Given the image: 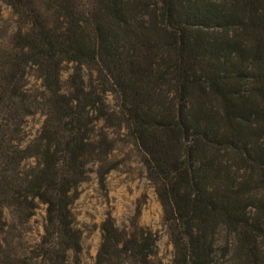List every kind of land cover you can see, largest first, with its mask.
Instances as JSON below:
<instances>
[{
  "label": "trees",
  "instance_id": "obj_1",
  "mask_svg": "<svg viewBox=\"0 0 264 264\" xmlns=\"http://www.w3.org/2000/svg\"><path fill=\"white\" fill-rule=\"evenodd\" d=\"M114 137L154 186L167 264H264V0H0V264H82L73 205ZM100 229L93 264H155L157 233Z\"/></svg>",
  "mask_w": 264,
  "mask_h": 264
},
{
  "label": "rangeland",
  "instance_id": "obj_2",
  "mask_svg": "<svg viewBox=\"0 0 264 264\" xmlns=\"http://www.w3.org/2000/svg\"><path fill=\"white\" fill-rule=\"evenodd\" d=\"M3 26L14 27L17 17L13 11L3 6ZM71 66L65 68L68 76ZM40 117L29 119L28 131L35 132L39 127ZM114 137L115 151L110 163L104 168H114L104 179L98 174L99 164L90 166V173L85 183L81 184L79 198L73 205L77 227L82 231V264H93L102 241L101 225L111 216L121 229L137 223L157 233L159 255L155 264H167L172 257L166 228L163 222V209L156 195L153 184L146 175L141 156L136 149L122 139ZM122 142H121V141ZM43 209L31 222L28 237L35 239L40 231Z\"/></svg>",
  "mask_w": 264,
  "mask_h": 264
}]
</instances>
